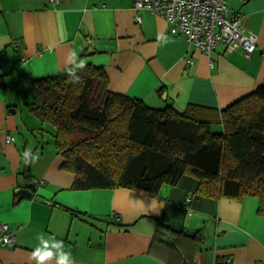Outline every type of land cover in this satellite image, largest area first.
<instances>
[{"label":"crops","instance_id":"0c3cea01","mask_svg":"<svg viewBox=\"0 0 264 264\" xmlns=\"http://www.w3.org/2000/svg\"><path fill=\"white\" fill-rule=\"evenodd\" d=\"M134 1L0 0V222L18 237L13 246L0 241L2 264H36L39 235L49 247L50 237L63 242L45 264H57L59 251L70 252L72 264H264L257 196H204L189 179L164 184L157 195L73 188L56 128L29 109L34 78L69 71L81 59L105 68L111 91L181 112L190 104L221 110L264 84V0H229L257 37L249 58L224 43L210 54L197 49ZM8 133L15 139L6 141ZM26 151L38 156L32 179L24 177L36 188L19 199Z\"/></svg>","mask_w":264,"mask_h":264},{"label":"trees","instance_id":"16d2710c","mask_svg":"<svg viewBox=\"0 0 264 264\" xmlns=\"http://www.w3.org/2000/svg\"><path fill=\"white\" fill-rule=\"evenodd\" d=\"M33 88L29 109L56 128L73 188L157 195L189 179L204 196H257L264 215V84L221 110L190 104L182 112L111 91L105 68L92 63L34 78ZM22 174L32 179L30 163Z\"/></svg>","mask_w":264,"mask_h":264},{"label":"built area","instance_id":"2783aa9c","mask_svg":"<svg viewBox=\"0 0 264 264\" xmlns=\"http://www.w3.org/2000/svg\"><path fill=\"white\" fill-rule=\"evenodd\" d=\"M52 2L58 4L60 0ZM134 7L138 11L149 9L164 17L170 32L185 35L194 47L208 54L224 43L228 52L241 48L249 58L258 46L256 35L242 23L240 13L230 8L229 0H135ZM137 20H142L140 15ZM88 45L94 46V40L89 39ZM4 73L0 65V76ZM5 139L9 142L15 137L8 133ZM0 241L4 246L17 244L18 237L8 222H0Z\"/></svg>","mask_w":264,"mask_h":264},{"label":"clouds","instance_id":"9594fccd","mask_svg":"<svg viewBox=\"0 0 264 264\" xmlns=\"http://www.w3.org/2000/svg\"><path fill=\"white\" fill-rule=\"evenodd\" d=\"M159 39V37H158ZM167 42V41H165ZM85 61H79V67H85ZM30 151H26L24 153L25 156V163H34L38 160V156L31 155V159H29ZM41 239L42 246L36 247L32 252L31 258L36 261V264H45L46 261L51 260L54 257L53 249L60 250L63 247L62 241H56L55 237H50L53 241L51 247H49V241L43 240V235L38 236ZM57 259V264H72L71 253L70 252H63L59 251V254L55 256Z\"/></svg>","mask_w":264,"mask_h":264},{"label":"water","instance_id":"95a60500","mask_svg":"<svg viewBox=\"0 0 264 264\" xmlns=\"http://www.w3.org/2000/svg\"><path fill=\"white\" fill-rule=\"evenodd\" d=\"M19 184H20V187H21L19 199H21L23 197H32L33 190H35V188H36V184L32 183L30 185L31 188H28L27 187V183L24 180V176H20L19 177ZM187 231L192 232V230H187Z\"/></svg>","mask_w":264,"mask_h":264},{"label":"rangeland","instance_id":"374dc122","mask_svg":"<svg viewBox=\"0 0 264 264\" xmlns=\"http://www.w3.org/2000/svg\"><path fill=\"white\" fill-rule=\"evenodd\" d=\"M215 130H222V127L220 125L215 124L214 125Z\"/></svg>","mask_w":264,"mask_h":264}]
</instances>
